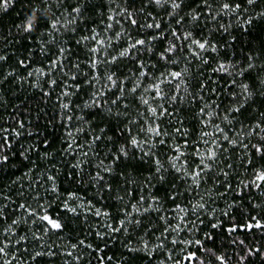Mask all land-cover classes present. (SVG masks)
<instances>
[{
	"label": "snow or ice",
	"instance_id": "1",
	"mask_svg": "<svg viewBox=\"0 0 264 264\" xmlns=\"http://www.w3.org/2000/svg\"><path fill=\"white\" fill-rule=\"evenodd\" d=\"M0 264H264V0H0Z\"/></svg>",
	"mask_w": 264,
	"mask_h": 264
},
{
	"label": "trees",
	"instance_id": "2",
	"mask_svg": "<svg viewBox=\"0 0 264 264\" xmlns=\"http://www.w3.org/2000/svg\"><path fill=\"white\" fill-rule=\"evenodd\" d=\"M117 247H118V245H117Z\"/></svg>",
	"mask_w": 264,
	"mask_h": 264
}]
</instances>
